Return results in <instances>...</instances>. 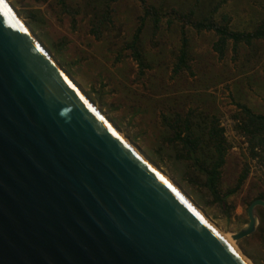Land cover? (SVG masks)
<instances>
[{
	"label": "rangeland",
	"instance_id": "rangeland-1",
	"mask_svg": "<svg viewBox=\"0 0 264 264\" xmlns=\"http://www.w3.org/2000/svg\"><path fill=\"white\" fill-rule=\"evenodd\" d=\"M7 1L92 103L223 233L246 226L249 205L264 200L263 137L253 147L244 128L246 110L264 115V38L229 39L220 55V35L188 20L256 33L264 0ZM189 130L195 150L180 141ZM254 214L257 230L264 208ZM255 232L235 245L264 264V233Z\"/></svg>",
	"mask_w": 264,
	"mask_h": 264
},
{
	"label": "water",
	"instance_id": "water-1",
	"mask_svg": "<svg viewBox=\"0 0 264 264\" xmlns=\"http://www.w3.org/2000/svg\"><path fill=\"white\" fill-rule=\"evenodd\" d=\"M90 101L0 0V264H247Z\"/></svg>",
	"mask_w": 264,
	"mask_h": 264
},
{
	"label": "trees",
	"instance_id": "trees-1",
	"mask_svg": "<svg viewBox=\"0 0 264 264\" xmlns=\"http://www.w3.org/2000/svg\"><path fill=\"white\" fill-rule=\"evenodd\" d=\"M147 13H149V9L146 10ZM159 20L158 18L155 20V23H157ZM188 23L192 26H194L197 29H207V30H214L216 31V33H218L220 35V40H219V44H218V50H220V55L223 54V50H224V46L226 44V42L229 39H232L233 41L236 42H244L245 44H250L252 42L253 39H258V38H264V29L262 30H258L256 33H249V34H243V33H235V32H229V31H225L224 28L218 27L214 22H212L211 20H206V21H193V20H188ZM185 43V40L183 41V44ZM184 55V52H182ZM246 113L249 115V119H248V123L244 124V128H245V134L249 136L250 139V143L255 142V139H260L261 137L263 144H264V115H256L253 114L252 112L246 110ZM212 129V128H211ZM212 135H213V140H212V144L214 145L213 147L216 149H220V146H222V144L224 143L223 138L219 137V132L216 131L215 129H212ZM193 135V133L189 130L187 135L185 137H181L180 141L184 144H186L187 146H190L192 148V150H195L198 146L197 140H191V136ZM180 137V136H179ZM223 162V158L222 156H218L217 158V163L218 166L220 164H222ZM213 176L218 175V172L216 174V171H213ZM210 178L209 182L211 183V186L213 187V189L215 190L216 188V181H215V177ZM246 174H244L240 181H239V185L245 180ZM238 185V186H239ZM231 192H233V190H231ZM263 198V197H261ZM264 233V222L263 220H261L260 218V222L258 225V228L254 234V236H258L261 237V235Z\"/></svg>",
	"mask_w": 264,
	"mask_h": 264
},
{
	"label": "bare ground",
	"instance_id": "bare-ground-1",
	"mask_svg": "<svg viewBox=\"0 0 264 264\" xmlns=\"http://www.w3.org/2000/svg\"><path fill=\"white\" fill-rule=\"evenodd\" d=\"M7 5L9 6V8L11 9V11L15 14V16L19 19V21L24 25V27L27 29V31L33 36V38L36 40V42L39 44V46L45 51V53L50 57V59L55 63L56 66H58V68L61 70V72L66 76V78L77 88V90L88 100L87 95L85 94V92L78 86L76 85V83L73 81V79H71V77L63 70L59 67V65L56 63V61L52 58V56L47 52L46 48L44 47V45L42 44V42L37 38V36L31 31V29L27 26V24H25L21 18L17 15L16 11L13 9V7L9 4V2L7 0H4ZM90 103L94 106V108H96V110L107 120V122L120 134V136L124 139V141L126 143L129 144V146L156 172L158 173L160 176H162L166 181H168L183 197H185L194 207L195 209L199 212V214L201 216H203L208 223L216 230V232L234 249V251L239 254L244 261L247 264H252V262L247 259L242 253L241 251L238 249V247L235 245V241L233 239V235L231 234H225L223 233L206 215H204V212H202L199 207L196 206L195 203H193V201L187 197L184 192L175 184V182H173L169 177H167L157 166L155 163H153L147 156L146 154H144L142 151H140L137 147H135L131 141H129L125 135L118 129V127L111 121L109 120L102 111H100L91 101ZM247 225V224H246Z\"/></svg>",
	"mask_w": 264,
	"mask_h": 264
}]
</instances>
